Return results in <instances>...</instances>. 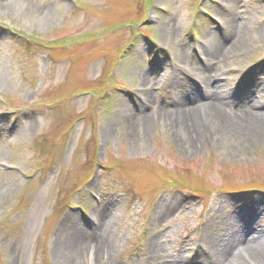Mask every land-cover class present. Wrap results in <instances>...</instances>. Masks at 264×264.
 <instances>
[{
  "label": "rangeland",
  "instance_id": "rangeland-1",
  "mask_svg": "<svg viewBox=\"0 0 264 264\" xmlns=\"http://www.w3.org/2000/svg\"><path fill=\"white\" fill-rule=\"evenodd\" d=\"M21 4L0 5V264H222L226 218L264 216V138L187 150L161 114L201 73L264 111V0Z\"/></svg>",
  "mask_w": 264,
  "mask_h": 264
},
{
  "label": "bare ground",
  "instance_id": "bare-ground-1",
  "mask_svg": "<svg viewBox=\"0 0 264 264\" xmlns=\"http://www.w3.org/2000/svg\"><path fill=\"white\" fill-rule=\"evenodd\" d=\"M25 1L0 0V5L12 2L24 5ZM229 23L231 24L230 33H236L240 39L235 24L231 21ZM201 75L204 78V80H200L203 90L199 87L187 92L189 100L187 103H191L190 105L184 101H176L173 107L161 114L167 123L183 130L182 137L179 138L181 144L187 150H195L210 133L212 135L221 133L230 136L241 135L249 142H260L264 138V111L260 110L259 104L254 101L252 91L240 88L238 93H244L241 95L244 100L234 108H230L227 107V104L232 96L225 95L219 85L205 79L204 73ZM141 124L143 125V121ZM239 200L240 198H238ZM229 205L231 203L227 206ZM260 209L261 207L256 206L253 208L241 207L226 218L224 232L218 235L219 241L218 238H216L217 241L215 240L216 236L213 237L214 239L212 238V255L209 256L212 263L222 261V264H246L247 262L264 264V225L261 226L264 216ZM254 220L259 223L257 229L250 226ZM91 237V235L86 236L82 231L75 229L70 232L67 245L75 251L90 245L95 253L94 257L99 258L100 251L107 248L106 242L100 239L96 240V237L93 240ZM87 241L90 242L89 245L86 244ZM239 248L238 253H233V256L227 258L230 249H232V253ZM244 255H247V262L243 259Z\"/></svg>",
  "mask_w": 264,
  "mask_h": 264
}]
</instances>
